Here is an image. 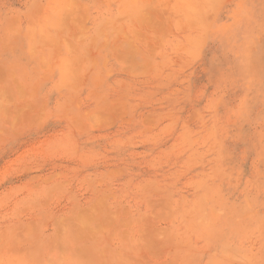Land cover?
Segmentation results:
<instances>
[{
	"label": "rangeland",
	"instance_id": "rangeland-1",
	"mask_svg": "<svg viewBox=\"0 0 264 264\" xmlns=\"http://www.w3.org/2000/svg\"><path fill=\"white\" fill-rule=\"evenodd\" d=\"M0 264H264V0H0Z\"/></svg>",
	"mask_w": 264,
	"mask_h": 264
}]
</instances>
